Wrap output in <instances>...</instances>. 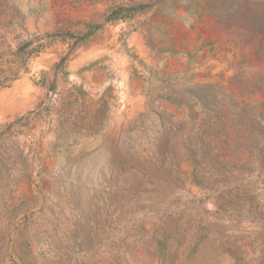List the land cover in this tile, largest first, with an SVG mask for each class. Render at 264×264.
<instances>
[{
    "label": "rangeland",
    "instance_id": "rangeland-1",
    "mask_svg": "<svg viewBox=\"0 0 264 264\" xmlns=\"http://www.w3.org/2000/svg\"><path fill=\"white\" fill-rule=\"evenodd\" d=\"M0 264H264V0H0Z\"/></svg>",
    "mask_w": 264,
    "mask_h": 264
}]
</instances>
